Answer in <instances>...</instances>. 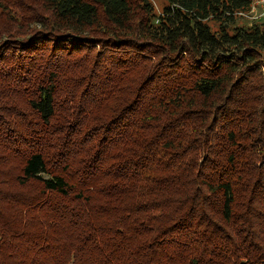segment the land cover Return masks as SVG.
<instances>
[{
  "label": "trees",
  "instance_id": "trees-1",
  "mask_svg": "<svg viewBox=\"0 0 264 264\" xmlns=\"http://www.w3.org/2000/svg\"><path fill=\"white\" fill-rule=\"evenodd\" d=\"M155 1L0 0V264H264V20Z\"/></svg>",
  "mask_w": 264,
  "mask_h": 264
},
{
  "label": "rangeland",
  "instance_id": "rangeland-1",
  "mask_svg": "<svg viewBox=\"0 0 264 264\" xmlns=\"http://www.w3.org/2000/svg\"><path fill=\"white\" fill-rule=\"evenodd\" d=\"M154 4H155L157 11L159 12L161 10L162 6L164 5V2L162 0H157V1H155ZM248 13H249V11H248ZM8 15H9V13H7V14L5 13L4 15L2 14V16L0 17V20L3 22L2 27L5 29H8V24L5 22V17H8ZM29 17H30L29 21H33L35 15H29ZM263 20L264 19H262L260 21H263ZM255 21L256 20H252L251 18H249L247 16H243L241 18L239 17L238 24L248 26V25H251ZM16 25L19 27V29L16 31H13V32L8 31L9 33H7V34H12L15 32L14 35L20 36V39H22V38L27 39L31 34H33L32 30L35 27L30 26L28 21L25 20L22 23H19V24L16 23ZM6 26H7V28H6ZM12 38H17V37L12 36Z\"/></svg>",
  "mask_w": 264,
  "mask_h": 264
},
{
  "label": "built area",
  "instance_id": "built-area-1",
  "mask_svg": "<svg viewBox=\"0 0 264 264\" xmlns=\"http://www.w3.org/2000/svg\"><path fill=\"white\" fill-rule=\"evenodd\" d=\"M241 16H247L252 20H262L264 19V0H253L249 13H241Z\"/></svg>",
  "mask_w": 264,
  "mask_h": 264
}]
</instances>
